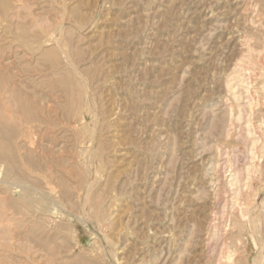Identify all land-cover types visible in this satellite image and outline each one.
<instances>
[{
    "label": "rangeland",
    "instance_id": "1",
    "mask_svg": "<svg viewBox=\"0 0 264 264\" xmlns=\"http://www.w3.org/2000/svg\"><path fill=\"white\" fill-rule=\"evenodd\" d=\"M0 264H264V0H0Z\"/></svg>",
    "mask_w": 264,
    "mask_h": 264
},
{
    "label": "bare ground",
    "instance_id": "2",
    "mask_svg": "<svg viewBox=\"0 0 264 264\" xmlns=\"http://www.w3.org/2000/svg\"><path fill=\"white\" fill-rule=\"evenodd\" d=\"M253 242V241H252Z\"/></svg>",
    "mask_w": 264,
    "mask_h": 264
}]
</instances>
